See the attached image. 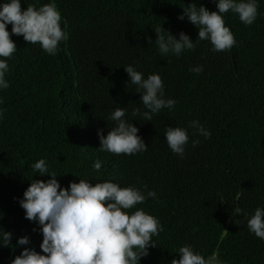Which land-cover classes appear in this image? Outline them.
Instances as JSON below:
<instances>
[{"label":"trees","instance_id":"16d2710c","mask_svg":"<svg viewBox=\"0 0 264 264\" xmlns=\"http://www.w3.org/2000/svg\"><path fill=\"white\" fill-rule=\"evenodd\" d=\"M20 3L22 11L54 3L67 39L49 55L38 43L11 35L10 24L6 28L17 50L6 58L9 87L0 88V228L12 236L11 247L0 246V264H11L25 247L41 253L40 227L25 219L19 204L29 183L50 179L33 170L41 159L62 188L84 179L156 193L122 209L129 214L143 210L163 229L139 264H171L185 245L205 258L217 252L221 264H264V240L249 231L245 219L264 209V0H256L251 25L231 10L222 14L235 39L222 52L211 51L209 40H199L187 17L178 19L192 3L217 11L214 0ZM160 27L177 40L183 32L195 48L178 56L160 53L155 43ZM126 66L144 79L158 74L163 98L175 105L144 120L143 90L128 84ZM195 66L203 71H190ZM117 107L126 109L123 119L139 129L147 151L116 155L98 150L97 132L106 136L116 126L109 117ZM137 107L140 113L133 116ZM192 121L211 136L194 134ZM170 126L188 132L182 158L168 147L165 128ZM193 140L199 141L195 147ZM97 160L99 171L93 168ZM24 236L29 244L18 245Z\"/></svg>","mask_w":264,"mask_h":264},{"label":"clouds","instance_id":"9594fccd","mask_svg":"<svg viewBox=\"0 0 264 264\" xmlns=\"http://www.w3.org/2000/svg\"><path fill=\"white\" fill-rule=\"evenodd\" d=\"M214 2L217 11L210 12L205 7H197L192 3L183 9L184 15L178 19L187 17L198 29L197 38L209 40L211 51L222 52L231 49L235 44L233 34L224 25L222 14L231 10L248 26L257 17V4L256 0ZM60 21L61 15L54 3L38 9L35 5H29L23 11L20 0H8L0 5V58H5L0 59V88L9 87L5 80V73L8 71L6 58L17 50L6 30L7 25L12 26L11 35L22 36L27 44L38 43L44 52L55 55L58 44L67 39ZM164 33H167V38ZM155 34V43L162 54L171 52L178 56L185 50L195 48L194 42L183 32L179 33L178 40L162 27ZM124 71L129 77L128 84L130 82L136 85L138 91L143 90L140 102L148 109L142 113L144 120L151 121L152 114L163 108L171 109L175 105V100L163 98V81L158 74H151L144 79L143 74L132 66H126ZM190 71L199 74L203 67L195 66ZM125 110L117 107L112 112L109 118L116 122V126L106 136L101 134L103 130H98V150L116 155H134L147 151L144 141L137 135L139 129L123 119ZM139 113L138 107L133 109V116ZM189 127L196 130L194 134L202 135L206 139L211 136L198 121L190 122ZM165 138L170 150L182 158L189 140L187 130L166 127ZM198 144V140L192 141L193 147ZM32 167L41 177L47 174L50 179H37L29 183L19 204L25 212V219L36 222L40 227L42 242L39 247L43 254L25 247L12 259L11 264H139L141 257L149 255L147 249L155 247L152 237L163 230L159 221L143 210H136L132 214L122 211L144 203L147 198H155L154 191L145 195L135 187L122 188L113 182L93 185L84 179H80L79 183L70 182L67 188H62L56 179V173H49L45 160H39ZM93 168L99 171L101 162L97 160ZM235 211L239 214L242 209L236 208ZM245 219L249 231L264 240V209L257 208L250 218L246 216ZM224 232L227 234V231ZM0 236V246L11 247V233L0 228ZM29 242L27 236L17 240L20 246ZM178 255L180 258L172 259L171 264H221L217 252L205 258L188 245L180 247Z\"/></svg>","mask_w":264,"mask_h":264}]
</instances>
